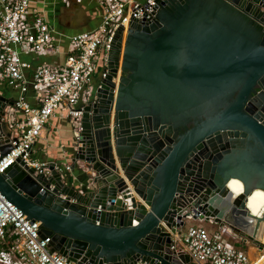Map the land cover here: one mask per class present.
Instances as JSON below:
<instances>
[{
    "label": "water",
    "instance_id": "95a60500",
    "mask_svg": "<svg viewBox=\"0 0 264 264\" xmlns=\"http://www.w3.org/2000/svg\"><path fill=\"white\" fill-rule=\"evenodd\" d=\"M156 1L154 21L119 30L74 136L69 166L82 164L89 182L59 171L65 163L44 165L46 175L20 159L0 173L1 193L81 264H193L180 242L192 219L264 251V218L248 208L264 190V0ZM76 5L80 30L90 21ZM233 178L244 194L229 191Z\"/></svg>",
    "mask_w": 264,
    "mask_h": 264
},
{
    "label": "built area",
    "instance_id": "2783aa9c",
    "mask_svg": "<svg viewBox=\"0 0 264 264\" xmlns=\"http://www.w3.org/2000/svg\"><path fill=\"white\" fill-rule=\"evenodd\" d=\"M96 1L103 8L100 24L64 34L34 0H0L1 174L21 159L38 174L47 175L43 166L49 163L33 159V150L50 119L67 117L78 133L86 106L98 100L96 91L109 72L119 30L124 28L127 33L133 21L150 23L158 12L156 0ZM62 37L69 43L66 62L36 64L38 57L61 53ZM3 123L12 132L10 140L1 130ZM9 144L13 150L3 156L1 145ZM57 168L71 171L69 165L57 164ZM41 229L40 221L29 219L0 191V264H81L53 251V238H43ZM180 242L196 264H251L247 252L222 240V231L211 234L202 226L188 224Z\"/></svg>",
    "mask_w": 264,
    "mask_h": 264
},
{
    "label": "crops",
    "instance_id": "0c3cea01",
    "mask_svg": "<svg viewBox=\"0 0 264 264\" xmlns=\"http://www.w3.org/2000/svg\"><path fill=\"white\" fill-rule=\"evenodd\" d=\"M80 3L85 9L90 22L86 28L73 30L71 26L82 12L80 7H77L78 5H76V0H59L57 2L50 1L47 4H43L42 0H34V4L37 7L43 8L42 10L46 12L49 21L54 24L61 33L64 34H73L80 31L90 30L100 24L103 14L102 6L96 0H82ZM60 44L61 53L58 54V56L52 55L49 57H38L36 64L42 62L60 64L65 63L69 51V43L67 38L62 37ZM13 97L16 98L15 93L13 94ZM74 136L75 132L73 124L67 117L61 115L52 117L46 128L42 131L40 138L37 140L33 150V159L46 163H65L66 165L73 167L72 159L74 157V152L72 149V143L74 142ZM82 167L83 165L79 164L73 173L72 171L69 173V176L74 179V182L81 187L89 182V177L83 174V170L81 171ZM189 224L202 226L206 228L211 234L216 233V231H222V240L236 246L240 250L247 252L244 248V244H242L244 238L242 237L241 233L236 230H233L229 227L222 229L219 226L213 224L211 221L205 220L192 219L190 220ZM259 252L260 256L264 254L263 251ZM193 264L196 263L194 262Z\"/></svg>",
    "mask_w": 264,
    "mask_h": 264
},
{
    "label": "bare ground",
    "instance_id": "6f19581e",
    "mask_svg": "<svg viewBox=\"0 0 264 264\" xmlns=\"http://www.w3.org/2000/svg\"><path fill=\"white\" fill-rule=\"evenodd\" d=\"M228 187H229V191L233 195H241L245 193V184L242 180L238 178H233L230 181ZM248 208L251 211V213L254 214L255 216L264 218V190L260 188L255 189V191L248 198ZM242 221H245L247 223L250 222L245 218H243ZM259 238L264 242V221L262 222L261 225ZM259 260H261V262L256 261L252 264H262V262L264 261V255H262Z\"/></svg>",
    "mask_w": 264,
    "mask_h": 264
},
{
    "label": "rangeland",
    "instance_id": "374dc122",
    "mask_svg": "<svg viewBox=\"0 0 264 264\" xmlns=\"http://www.w3.org/2000/svg\"><path fill=\"white\" fill-rule=\"evenodd\" d=\"M63 1V0H61ZM243 244V242H242ZM245 250L249 253L250 255V259L251 262L254 263L256 261L261 262V260H259L261 258L260 256V252L261 251L253 242L248 243L247 245H244ZM256 250V251H255ZM255 251V252H254ZM264 255V254H263ZM262 264H264V261L262 262Z\"/></svg>",
    "mask_w": 264,
    "mask_h": 264
},
{
    "label": "flooded vegetation",
    "instance_id": "af4514ba",
    "mask_svg": "<svg viewBox=\"0 0 264 264\" xmlns=\"http://www.w3.org/2000/svg\"><path fill=\"white\" fill-rule=\"evenodd\" d=\"M182 132H184V130H183ZM228 138H230V137L222 136V137H221L222 142L226 143V140H227ZM220 153H222V151H221ZM208 154H209V151H206V152L204 153V158H205V159L203 158L204 160L208 159V158H207ZM213 155H214V154H213ZM215 155H216V154H215ZM206 182H207V180H205V179H203V180H199V184L206 183Z\"/></svg>",
    "mask_w": 264,
    "mask_h": 264
}]
</instances>
